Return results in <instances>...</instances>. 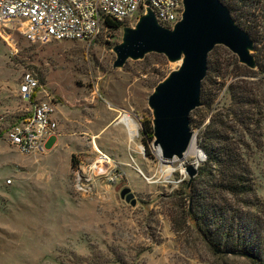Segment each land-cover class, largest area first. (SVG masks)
<instances>
[{
  "label": "rangeland",
  "instance_id": "374dc122",
  "mask_svg": "<svg viewBox=\"0 0 264 264\" xmlns=\"http://www.w3.org/2000/svg\"><path fill=\"white\" fill-rule=\"evenodd\" d=\"M245 10L262 33L264 0ZM135 24L133 19L106 28L91 42H32L19 26L0 35V114L12 121L29 107L16 88L30 71L41 83L38 95L56 102L60 134L36 154L21 153L0 137V264H253L241 255L220 254L203 240L186 215L187 173L179 161L169 171L147 136L148 96L180 60L149 52L114 67L113 47L122 41L124 27ZM211 55L227 72L212 75L216 82L206 84L210 104L191 115L201 159L188 153L183 162H195L198 170L208 135L227 134L253 183L254 204L248 206L247 197L236 203L263 216L264 78H248L246 115H228L237 111L228 84L241 79L239 62L223 45L214 46ZM125 114L137 128L134 136L118 121ZM101 154L107 159L100 161ZM78 172L88 179L86 191ZM125 186L134 205L120 197Z\"/></svg>",
  "mask_w": 264,
  "mask_h": 264
},
{
  "label": "water",
  "instance_id": "95a60500",
  "mask_svg": "<svg viewBox=\"0 0 264 264\" xmlns=\"http://www.w3.org/2000/svg\"><path fill=\"white\" fill-rule=\"evenodd\" d=\"M182 4L181 18L171 28L161 25L146 8L134 27H124L122 41L113 47L114 67L149 52L161 53L170 61L180 60L179 66L154 86L147 99L152 115V143L166 159L182 158L192 140L189 115L201 105V81L213 47L223 45L239 63L256 68L253 40L221 0H182ZM184 171L190 182L197 168L188 163ZM120 197L131 205L136 203L127 186L120 190Z\"/></svg>",
  "mask_w": 264,
  "mask_h": 264
},
{
  "label": "trees",
  "instance_id": "16d2710c",
  "mask_svg": "<svg viewBox=\"0 0 264 264\" xmlns=\"http://www.w3.org/2000/svg\"><path fill=\"white\" fill-rule=\"evenodd\" d=\"M221 1L227 6L235 22L249 33L254 43L256 68L237 64L241 79L232 80L228 84L231 99L237 104V111H229L228 115L242 113V118L246 115L245 104L251 101L247 90L250 83L248 78L256 74L264 78V31L261 33L257 29L258 25L249 21V10H245V6L252 5L255 0ZM122 24L120 21H106L109 29L119 28ZM220 69L221 64L218 59L212 58L210 51L207 56L206 74L201 81L200 106L210 104L211 97L206 91V84L210 80L216 82L217 76H223L227 72ZM212 75L214 79L211 78ZM195 109L190 112L189 122ZM144 124L148 138L153 139L151 119H146ZM244 124H251V121L248 120ZM208 137L210 141L202 145L206 159L198 168L197 174L190 182L187 180L185 185L188 196L186 215L203 240L216 252L241 255L253 264H264V213L260 216L250 208L236 203L247 197L245 200H250L248 206L254 204L250 197L254 196V191L249 168L240 154L236 153L227 134L223 135L216 130ZM75 163V156L72 155L71 166H75ZM196 175L201 176V182H197Z\"/></svg>",
  "mask_w": 264,
  "mask_h": 264
},
{
  "label": "built area",
  "instance_id": "2783aa9c",
  "mask_svg": "<svg viewBox=\"0 0 264 264\" xmlns=\"http://www.w3.org/2000/svg\"><path fill=\"white\" fill-rule=\"evenodd\" d=\"M146 8L161 25L171 28L181 18L183 4L182 0H0V35L19 26L32 42H91L107 28V20L137 21ZM40 88L39 78L25 71L16 92L29 107L12 121L0 114V137L21 153H42L47 139L58 135L56 102L41 98ZM105 159L101 154L100 161ZM82 177L78 172L80 189L86 191L88 179Z\"/></svg>",
  "mask_w": 264,
  "mask_h": 264
},
{
  "label": "bare ground",
  "instance_id": "6f19581e",
  "mask_svg": "<svg viewBox=\"0 0 264 264\" xmlns=\"http://www.w3.org/2000/svg\"><path fill=\"white\" fill-rule=\"evenodd\" d=\"M131 120L132 119L128 115H126V114L123 115L118 120L119 122H122L126 126L128 132H129L130 137L132 135L133 136L135 135L134 132H133L134 130H135V133L137 134V128H135L134 125H131ZM156 152H157V154L159 156L160 162L161 163H164L169 171H173V167L172 166L177 161L181 162L180 166L182 168H184V166L186 165V163H184L183 161L187 157V154L188 153H192L194 156H196L197 160H200L201 159V156H202V153L200 152L199 148H197V146L194 144L193 140H191V142L189 143V146H188L187 150L184 152L182 158H178L176 156H174V157H172L170 159L162 158L161 151H160V149L158 147H156ZM192 164L193 165H196L195 162L192 163Z\"/></svg>",
  "mask_w": 264,
  "mask_h": 264
},
{
  "label": "crops",
  "instance_id": "0c3cea01",
  "mask_svg": "<svg viewBox=\"0 0 264 264\" xmlns=\"http://www.w3.org/2000/svg\"><path fill=\"white\" fill-rule=\"evenodd\" d=\"M58 135H60V134H58ZM55 146H57V143H56V145Z\"/></svg>",
  "mask_w": 264,
  "mask_h": 264
}]
</instances>
